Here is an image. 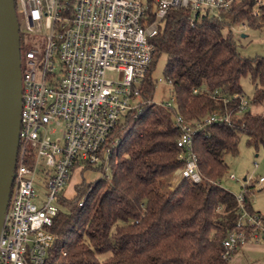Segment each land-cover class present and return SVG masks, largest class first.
Returning <instances> with one entry per match:
<instances>
[{
  "label": "trees",
  "instance_id": "trees-1",
  "mask_svg": "<svg viewBox=\"0 0 264 264\" xmlns=\"http://www.w3.org/2000/svg\"><path fill=\"white\" fill-rule=\"evenodd\" d=\"M252 7L248 2L221 12L228 21L209 12H168L153 41L154 59L140 90L142 104L112 132L108 159L100 167L103 177L77 184L72 199L59 196L58 214L48 227L55 240L43 264H228L222 244L240 231L242 211L236 195L220 185L228 170L225 156L238 155L241 136L250 146L264 148V114L250 109L264 104V56H243L231 27L246 22L262 30ZM20 36L22 49L25 38ZM162 56L164 77L176 100L171 107L153 102V74ZM24 64L22 59V68ZM243 78L255 89L247 98L249 109L239 115L240 99L246 95ZM225 98L230 102L225 104ZM214 110L230 115L231 123L193 135L202 182L183 179L174 184V173L184 166L175 119L197 126ZM254 192L251 179L242 193L250 215L260 214L253 207Z\"/></svg>",
  "mask_w": 264,
  "mask_h": 264
},
{
  "label": "built area",
  "instance_id": "built-area-1",
  "mask_svg": "<svg viewBox=\"0 0 264 264\" xmlns=\"http://www.w3.org/2000/svg\"><path fill=\"white\" fill-rule=\"evenodd\" d=\"M248 2L253 3V18L262 19L264 0H15L17 16H22L20 33L43 43L30 45L22 68L19 154L0 236V264L44 263L55 240L48 227L72 173L106 162L112 132L142 104L140 90L154 59L153 41L168 12L188 9L193 16H218ZM243 27H248L246 22ZM248 109L249 100L242 97L237 114ZM175 123L181 131L177 146L184 166L174 177L200 184L193 135L204 127L230 124V115L214 110L197 126L180 118ZM229 180L239 182L233 175ZM250 180L236 195L242 211L240 231L223 242L226 259L248 242L264 244V216L244 209L242 193ZM37 188L44 190V197Z\"/></svg>",
  "mask_w": 264,
  "mask_h": 264
},
{
  "label": "rangeland",
  "instance_id": "rangeland-1",
  "mask_svg": "<svg viewBox=\"0 0 264 264\" xmlns=\"http://www.w3.org/2000/svg\"><path fill=\"white\" fill-rule=\"evenodd\" d=\"M219 17L228 21V18L225 16L219 15ZM18 20L20 22L22 21L21 14H18ZM244 23L245 22H242L240 25L231 24L241 54L245 57L251 58L264 56V19H259L256 23L257 25H263L262 30H256L250 27L244 28ZM39 40L41 39H33L32 37L25 38L21 49L22 59L24 61L27 49L30 45ZM165 64L166 57L162 56L159 59L153 74L155 80L153 102L157 104L172 103V105H174V97L171 88L164 77ZM107 78H118V75L107 74ZM241 84L245 90V97H252L255 85L250 82V79L243 78ZM250 109L254 114H264V104L252 105ZM238 149V155L225 156V163L228 170L227 174L221 181V186L232 194L239 195L243 190L242 186L245 183L244 179H252L253 184L255 185V192L252 195L253 207L256 212H260V214L264 216V183L259 182L261 178H264V148L262 146L259 148L250 146L247 142V137L241 136ZM101 166L102 162L92 167H83L72 173L69 182L60 193L61 196L67 199H72L76 194L75 186L77 184H80L83 181L89 184L101 179L104 175L101 170L102 168H100ZM231 175L235 176L239 182L230 181L229 176ZM172 181L175 184L178 179L173 175ZM37 193L41 197H44L45 195L44 190L40 188H37Z\"/></svg>",
  "mask_w": 264,
  "mask_h": 264
},
{
  "label": "water",
  "instance_id": "water-1",
  "mask_svg": "<svg viewBox=\"0 0 264 264\" xmlns=\"http://www.w3.org/2000/svg\"><path fill=\"white\" fill-rule=\"evenodd\" d=\"M21 111L22 55L19 20L15 0H0V236L18 162Z\"/></svg>",
  "mask_w": 264,
  "mask_h": 264
},
{
  "label": "crops",
  "instance_id": "crops-1",
  "mask_svg": "<svg viewBox=\"0 0 264 264\" xmlns=\"http://www.w3.org/2000/svg\"><path fill=\"white\" fill-rule=\"evenodd\" d=\"M228 264H264V244L248 242L242 245Z\"/></svg>",
  "mask_w": 264,
  "mask_h": 264
}]
</instances>
